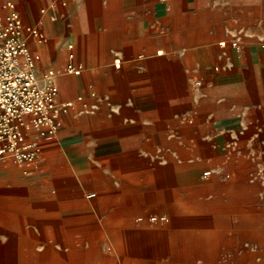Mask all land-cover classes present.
<instances>
[{"label":"crops","instance_id":"0c3cea01","mask_svg":"<svg viewBox=\"0 0 264 264\" xmlns=\"http://www.w3.org/2000/svg\"><path fill=\"white\" fill-rule=\"evenodd\" d=\"M11 9L72 106L34 163L0 160V254L98 249L264 141V0H0V19Z\"/></svg>","mask_w":264,"mask_h":264},{"label":"rangeland","instance_id":"374dc122","mask_svg":"<svg viewBox=\"0 0 264 264\" xmlns=\"http://www.w3.org/2000/svg\"><path fill=\"white\" fill-rule=\"evenodd\" d=\"M203 178L202 185L191 191L179 193L180 204L187 203L199 209L194 218L190 219L188 216L182 218L184 221L198 223L189 227L202 233L206 239L204 241L206 247L197 251L202 255L200 257L191 255L189 247L182 244L179 258L171 256L168 250L164 253H168L169 256L161 257L159 241L140 239L162 236L168 230L163 226L167 221L151 218L137 221L131 226H115L116 232H122L119 235L131 238L126 241L127 244L135 243L134 245L140 247L134 250L142 255L132 257V262H137L133 264H264V141L245 145L242 153L240 150H233L228 154L223 168L215 173L212 171ZM213 188L218 190L216 192L218 195L209 192ZM112 235L115 234L103 233L101 238L104 239L96 241L98 253L102 258L117 252L111 244L109 245L112 242L108 239ZM67 253L71 252L68 250ZM115 260L120 264L118 258L115 257Z\"/></svg>","mask_w":264,"mask_h":264},{"label":"built area","instance_id":"2783aa9c","mask_svg":"<svg viewBox=\"0 0 264 264\" xmlns=\"http://www.w3.org/2000/svg\"><path fill=\"white\" fill-rule=\"evenodd\" d=\"M29 38L41 43L44 35L24 26L14 9L0 19V160L28 164L38 156L37 139L55 135L59 116L72 106L57 103L54 70L37 72ZM67 59L65 73L79 75L82 68L74 63V55L69 53Z\"/></svg>","mask_w":264,"mask_h":264},{"label":"bare ground","instance_id":"6f19581e","mask_svg":"<svg viewBox=\"0 0 264 264\" xmlns=\"http://www.w3.org/2000/svg\"><path fill=\"white\" fill-rule=\"evenodd\" d=\"M242 117H243V115H242ZM249 128H248V130H249ZM252 132H254V131H252V129H251V133ZM237 136H239V134ZM228 152L230 153V150ZM217 167H218V165H217ZM206 174H209V173H206ZM222 179H224V178H222ZM242 187H243V185H242ZM217 191L218 190H216L215 188L209 190V192L212 193V194H216ZM146 193H147V191H146ZM216 195H218V194H216ZM83 199H85V198H83ZM196 204H197V202H196ZM173 205H175V204H173ZM95 210H98V209H95ZM104 212H105V210H104ZM198 212H199V209H198L197 206H191L190 204H187V203L186 204H184V203L183 204H179L178 208L177 209H174L173 211H170L169 209H164L163 210V214L164 215L162 217H159V218L153 217L152 220L161 219V220L167 221V223L165 225H163V226H165L164 227L165 230L168 228V230L165 233L163 232L165 234V236H163L164 235L163 234L162 236H160V235H158L157 237L148 236V237H142L140 239L141 240H143V239L144 240H147V239L149 240L150 239L151 241H159L161 243V250H162L159 253V255L161 257L167 256V255L169 256L168 253H164V251H167L168 250L170 252V255L171 256H175V257L179 258V255L181 253V246H182V244L187 245L189 247V249L191 250V255H196V256L200 257L202 254L200 252H197V251L198 250L200 251V249H204L206 247L205 242H204L206 239L202 236V233H200L199 231H196L195 229L189 227L190 225H195V224H198V223L193 222V221H184L183 218H182V217H185V216H188V218H190V219L191 218H194V215L197 214ZM210 225H212V224H210ZM126 226H128V225H126ZM137 226H139V225H137ZM184 226H188V227H184ZM158 231H159V229H158ZM117 233L118 232H115V235H113L110 238V241L112 243H109V245L111 244V246H113L116 249L117 252L115 251L116 252L115 254L105 255V256H103V258L101 257V254L98 253L99 252L98 251L99 249H94L92 251H88L86 254H77L76 252H74V253H70L67 256H61V255L55 254L52 249L50 250V249L47 248V250L43 254L32 255L31 257H28V256L13 257V256H11V255H9L7 253L0 254V264H98V263H103V264H107V263L117 264V261L115 260V257L119 259L120 262H118V263H120V264H133L134 262L137 263L136 261H133L132 262L131 258L132 257L137 258V257H140L142 255V253L137 252L136 250H134V249H138L140 247L137 246V245H134L135 243L134 244H131V245L130 244H127L126 241L130 240L131 238H125V237H123V235H119V233H122L120 231H119L118 234ZM158 234H159V232H158ZM223 239H225V238H223ZM101 240H102V238H100L99 241H101ZM37 243H39V242H37ZM129 249H131L133 251H131V250L129 251ZM152 253H153V251H152ZM148 257H149V255H148Z\"/></svg>","mask_w":264,"mask_h":264}]
</instances>
